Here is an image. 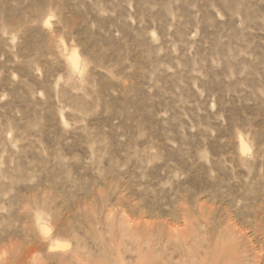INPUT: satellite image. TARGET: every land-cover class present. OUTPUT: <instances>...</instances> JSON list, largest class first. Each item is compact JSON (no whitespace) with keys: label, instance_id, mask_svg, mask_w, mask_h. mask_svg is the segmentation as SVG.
<instances>
[{"label":"rangeland","instance_id":"obj_1","mask_svg":"<svg viewBox=\"0 0 264 264\" xmlns=\"http://www.w3.org/2000/svg\"><path fill=\"white\" fill-rule=\"evenodd\" d=\"M53 259L264 264V0H0V264Z\"/></svg>","mask_w":264,"mask_h":264},{"label":"snow or ice","instance_id":"obj_2","mask_svg":"<svg viewBox=\"0 0 264 264\" xmlns=\"http://www.w3.org/2000/svg\"><path fill=\"white\" fill-rule=\"evenodd\" d=\"M250 151H251L250 149H247L246 152H245V154H248V152H250ZM51 251H52L53 253H55V252H57V251H59V250L56 249V248H52ZM52 264H57V262H56L55 259L52 260Z\"/></svg>","mask_w":264,"mask_h":264},{"label":"bare ground","instance_id":"obj_3","mask_svg":"<svg viewBox=\"0 0 264 264\" xmlns=\"http://www.w3.org/2000/svg\"><path fill=\"white\" fill-rule=\"evenodd\" d=\"M62 246V245H61Z\"/></svg>","mask_w":264,"mask_h":264}]
</instances>
